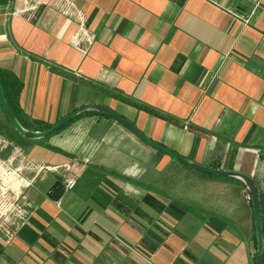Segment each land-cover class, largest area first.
<instances>
[{
    "label": "crops",
    "instance_id": "obj_1",
    "mask_svg": "<svg viewBox=\"0 0 264 264\" xmlns=\"http://www.w3.org/2000/svg\"><path fill=\"white\" fill-rule=\"evenodd\" d=\"M0 70L22 83L25 124L102 105L264 192V0H0ZM1 133L0 163L19 160L24 184L0 215V264H254L240 181L199 173L97 112L42 143Z\"/></svg>",
    "mask_w": 264,
    "mask_h": 264
},
{
    "label": "water",
    "instance_id": "obj_2",
    "mask_svg": "<svg viewBox=\"0 0 264 264\" xmlns=\"http://www.w3.org/2000/svg\"><path fill=\"white\" fill-rule=\"evenodd\" d=\"M0 109H1L3 116L10 123L14 131L19 136H21L22 138L26 140H40V139L46 138L52 135L53 133H55L58 129H60L62 126L70 122L72 119H74L78 115L84 112H97V113L106 115L114 119L115 121H117L119 124H121L123 127H125L128 131H130L132 134H134L137 138H139L141 141H143L147 145L172 157L173 159L179 161L180 163L184 164L185 166L199 173L227 177V178H232V179H236L240 181L246 187V190L249 194L250 203H251L252 212H253V227H254V237H255L254 264H262L263 236H262V229H261V210H260L259 191L255 184V181L252 178L248 177L247 175H244L236 171H224V170L212 169L209 167H204L199 164H196L182 157L176 152L169 150L163 147L162 145H159L153 142L151 139L145 136L141 131H139L133 124H131L129 121H127L122 116L115 113L114 111H112L110 108L102 106V105H98V104L81 105L77 107L74 111H72L71 113L65 115L64 117H62L61 119L53 123L47 129L43 131H29V130L24 129L19 124L13 112L10 110L7 104L5 95H4L1 81H0Z\"/></svg>",
    "mask_w": 264,
    "mask_h": 264
},
{
    "label": "trees",
    "instance_id": "obj_3",
    "mask_svg": "<svg viewBox=\"0 0 264 264\" xmlns=\"http://www.w3.org/2000/svg\"><path fill=\"white\" fill-rule=\"evenodd\" d=\"M0 81H1V84H2L4 95H5V98H6V101H7V104L9 106V108L13 112V114L16 117V119L18 120L19 124L24 129L29 130V131H43V130H45V129H47V128H49L51 126V125H49L47 123H44L42 121H36V120L28 121L27 124H25L23 122V120L20 118L19 114H18V97H19V94H20V92L22 90V83L14 75H12L10 73H7V72H4V71H1V70H0ZM96 88L98 90L104 92L105 94L109 95L110 97H112L114 99H117V100H119V101H121V102H123V103H125V104H127L129 106H131V107H134V108H136L138 110H141V111H143L145 113H148V114H151V115H153L155 117L163 119V120H165V121H167L169 123L177 124V122L174 121L173 119H171L170 117L165 116L163 114H160L157 111L153 110L152 108H150V107H148L146 105L140 104V103H138L136 101H133V100H131L129 98H126V97L120 95L119 93H117V92H115L113 90L107 89V88H105L103 86H97ZM84 113H89V114L94 113L95 114L96 112H84ZM84 113H82V114H84ZM82 114H80L78 116H81ZM77 117H75V118H77ZM5 120H6V118H5ZM6 122H7L8 126H9V129L8 128L4 129L5 127L2 126L0 128V131H4L7 134H12V135H16L18 137H21L14 131V129L12 128V126L10 125V123L7 120H6ZM67 124L62 126L55 133L60 131ZM48 137L40 139L38 141H41V143H42ZM44 146L46 148H48V149L53 150V151H58L57 148L52 147V146H50V145H48L46 143L44 144ZM259 197H260V210H261V229L263 231V228H264V192L263 193L260 192L259 193ZM262 235H263V233H262ZM253 241H254V246H255V237H254ZM262 264H264V236H263Z\"/></svg>",
    "mask_w": 264,
    "mask_h": 264
},
{
    "label": "rangeland",
    "instance_id": "obj_4",
    "mask_svg": "<svg viewBox=\"0 0 264 264\" xmlns=\"http://www.w3.org/2000/svg\"><path fill=\"white\" fill-rule=\"evenodd\" d=\"M4 126L6 128L9 129V126L2 114V112L0 111V128ZM4 131H0V145L4 146V141L2 138V135ZM19 160H17L15 165H3L2 163H0V215H7L8 213H10L13 209V203L15 202V199L18 197L19 195V191L22 187V185L24 184L22 182V180L19 179V177L16 176V174H19L18 171H15V168L18 167ZM9 170L8 173H13L14 175L12 176H5L3 171L1 170ZM31 173V172H28ZM32 174V173H31ZM13 178V180L11 181V179ZM26 180V179H25ZM19 182V183H18ZM18 184L19 186L18 188H14L15 185ZM1 217V216H0ZM1 220V219H0Z\"/></svg>",
    "mask_w": 264,
    "mask_h": 264
},
{
    "label": "built area",
    "instance_id": "obj_5",
    "mask_svg": "<svg viewBox=\"0 0 264 264\" xmlns=\"http://www.w3.org/2000/svg\"><path fill=\"white\" fill-rule=\"evenodd\" d=\"M63 168L65 172H69L71 169V166L67 164V165H64ZM64 184L67 190H72L76 184L75 177L66 178ZM247 201H250L249 196H247Z\"/></svg>",
    "mask_w": 264,
    "mask_h": 264
}]
</instances>
